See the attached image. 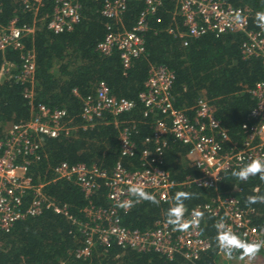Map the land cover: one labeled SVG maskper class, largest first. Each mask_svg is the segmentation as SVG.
<instances>
[{
	"label": "trees",
	"instance_id": "16d2710c",
	"mask_svg": "<svg viewBox=\"0 0 264 264\" xmlns=\"http://www.w3.org/2000/svg\"><path fill=\"white\" fill-rule=\"evenodd\" d=\"M234 7L250 9L252 24L257 25L256 13L264 12V0H221ZM80 7V21L70 31L54 33L47 28L46 21L38 22L33 35L24 39L26 48L35 53V86L32 104L23 97L26 85L13 79L0 81V139L11 123L28 120L38 105L65 109L73 120L76 131L71 136L45 139L40 159L32 163L28 175L34 183L46 182L44 192L54 204L75 218L87 221L83 209L90 204L108 208L107 188L100 187L91 197L71 181H54L52 168L61 162L69 165L96 166L111 173L120 158L118 128L113 116L104 113L93 120V125L82 128V99L94 94L99 82H104L111 95L125 98L134 103V108L116 118L134 124L132 141L136 146L133 158H122L127 170L139 168L138 156L153 143L145 144L151 137V124L157 113L143 117L144 105L139 95L144 91L150 66H164L174 75L172 95L177 109H186L192 117V109L202 97L208 100L214 110V117L226 129L233 141L242 137L241 125L248 121L250 110L255 106L250 91L264 77V66L256 58L243 59L240 46L241 34H224L219 37L204 35L189 39L184 46L180 38L168 32L170 28L183 30L182 21L175 14V0H160L154 13L146 15L147 30L143 33L144 52L134 59L129 69L121 64L119 51L113 49L109 55L101 54L97 44L107 33V23L115 22L102 15L105 0H76ZM53 0H45L39 17L49 15ZM145 9L143 1L128 0L121 19L123 27L131 29ZM33 14L24 10L23 0H0V24L6 26L17 19L18 26L32 25ZM115 27V26H114ZM8 62L17 73L20 66L19 53L12 49L0 52V69ZM77 93V95L75 94ZM163 168L177 185L172 189L169 202L153 204L132 197V207L125 210L116 205L121 224L131 230L152 229L156 222L168 220V210L175 206L173 197L178 191L192 194L184 200L187 210L208 202L216 193L229 194L234 187L239 205L252 209L251 222L264 228V203L248 204L249 196H264V180L259 175L241 181L232 175V169L224 172L217 189H204L185 185L187 178L199 176V171L187 159L188 147L165 137L163 146ZM258 191L254 192V189ZM28 199V198H27ZM203 235L211 240L212 248L195 262L175 256L169 260L154 251L139 252L122 249L114 242L102 245L95 242L87 257H77L76 251L83 246L84 237L67 216L53 209L45 210L37 217H27L14 224L11 231L0 232V264H217V219L206 216L203 221Z\"/></svg>",
	"mask_w": 264,
	"mask_h": 264
},
{
	"label": "built area",
	"instance_id": "2783aa9c",
	"mask_svg": "<svg viewBox=\"0 0 264 264\" xmlns=\"http://www.w3.org/2000/svg\"><path fill=\"white\" fill-rule=\"evenodd\" d=\"M128 0H105L102 15L114 26L107 23V33L97 44V50L109 55L113 49L119 51L123 68L129 69L132 61L144 52L143 33L147 30L146 15L154 13L160 0L143 1L145 9L139 15L131 29H126L121 19ZM175 14L183 25L168 30L181 39L185 46L189 39L204 35L215 37L224 34H241L243 41L240 51L243 59L256 58L264 66V29L253 25V13L250 9L234 7L221 0H175ZM45 0H23L24 10L33 14L32 25L18 26L17 19L6 26L0 24V52L12 49L19 53L18 72H11L15 66L3 63L0 69V81L13 79L26 85L23 97L32 104L35 86V53L26 48L24 39L34 34L36 24L47 20L46 25L54 33L70 31L80 21V7L76 0H53V9L49 15L38 16ZM174 75L164 66H150L144 83V91L139 99L144 105L143 117L157 113L151 124L153 134L145 139L144 148L139 156V168L127 170L121 163L122 158H133L136 146L132 141L134 124L118 121L120 115L130 112L134 103L125 98L111 95L104 82H99L95 93L82 99L81 117L85 121L83 129L93 125L95 118L104 113L112 115L113 124L118 128L120 158L109 174L96 166L81 164L69 165L61 162L52 168L54 181L73 182L85 194L91 197L100 187L107 188L106 197L110 207H95L90 204L83 209L87 221L78 222L69 216L65 209L57 207L44 192L46 182L34 183L28 175L30 165L40 159L45 139L71 136L76 131L73 120L68 118L65 109L38 105L32 116L25 121L11 123L0 139V232H10L14 224L27 217H37L45 210L53 209L61 213L75 225H78L84 237L83 246L76 251L77 257H87L95 242L106 246L114 242L122 249L139 252L154 251L169 260L180 256L189 262L197 261L203 253L212 248L210 239L203 235V221L206 216L223 219L226 228L231 229L242 240L264 244V228L252 224V209H244L235 196L237 187L225 195H216L210 201L198 204L187 210L184 219L191 220L193 211H200L203 217L198 227L180 231L166 220L156 222L152 229L131 230L121 224L116 205L125 201L132 202L129 188L140 184L144 190L158 197L161 202H169L172 189L177 185L163 168V146L165 137L187 146V159L199 171V176L187 178L185 185H194L204 189H217L224 172L239 171L253 159L264 158V77L250 91L255 106L250 110L248 121L241 125L242 137L233 141L226 129L214 117V110L205 98L200 97L192 108V117L186 109L174 106L171 89ZM77 95V93L75 92ZM252 177V176H250ZM249 177V178H250ZM256 188L254 192H256ZM28 198V199H27ZM217 235L218 230L216 228ZM219 258L228 256L220 249ZM221 264H264V247L252 258L243 257L241 250H234L226 263Z\"/></svg>",
	"mask_w": 264,
	"mask_h": 264
},
{
	"label": "clouds",
	"instance_id": "9594fccd",
	"mask_svg": "<svg viewBox=\"0 0 264 264\" xmlns=\"http://www.w3.org/2000/svg\"><path fill=\"white\" fill-rule=\"evenodd\" d=\"M257 27L264 29V12L256 13ZM232 175L241 181H246L250 176L259 175L261 180H264V158L253 159L249 164L240 169L239 171H233ZM129 193L137 197L138 200H146L153 204H158L159 201L156 197L144 190L140 184L132 185L129 188ZM258 191V189L256 190ZM192 197L191 193L178 191L173 197L175 206L171 207L167 212V222L175 226L180 231H187L190 227H198L203 213L200 211H193L192 219L185 220L184 216L187 212V208L184 204V200H188ZM248 204L264 203V196H249L247 198ZM125 210L132 207L131 201H125L120 205ZM218 230L216 237L220 249L228 256L231 257L234 250H241L243 257H254L264 244L256 242H247L242 240L238 235L233 233L231 229L226 228V225L221 219L215 225Z\"/></svg>",
	"mask_w": 264,
	"mask_h": 264
},
{
	"label": "rangeland",
	"instance_id": "374dc122",
	"mask_svg": "<svg viewBox=\"0 0 264 264\" xmlns=\"http://www.w3.org/2000/svg\"><path fill=\"white\" fill-rule=\"evenodd\" d=\"M227 260H229V257H227L225 260H223V258H219V264L226 263Z\"/></svg>",
	"mask_w": 264,
	"mask_h": 264
}]
</instances>
